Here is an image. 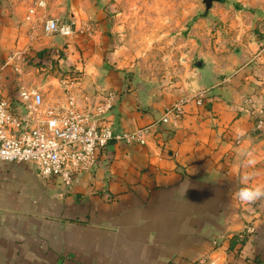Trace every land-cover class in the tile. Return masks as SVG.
Here are the masks:
<instances>
[{
    "label": "crops",
    "instance_id": "0c3cea01",
    "mask_svg": "<svg viewBox=\"0 0 264 264\" xmlns=\"http://www.w3.org/2000/svg\"><path fill=\"white\" fill-rule=\"evenodd\" d=\"M63 1L46 0L33 20L26 17L34 0L0 1V98L16 103L25 86L52 101L69 93L95 112L114 93L102 124L123 132L150 127V134L146 144L113 141L98 150L94 168L69 186L44 180L27 163H0V264H189L206 255H219L221 264H264V214L241 211L236 199L240 188L264 192V133L234 100L250 88L217 87L222 60L212 61V84L184 77L189 84L171 91L134 86L107 66L69 92L43 84L38 53L55 52L62 41L42 30L41 17L61 18L55 6L63 9ZM75 8L70 18L79 31ZM198 93L204 102H188L179 126H156L176 100ZM251 222L257 233L239 238Z\"/></svg>",
    "mask_w": 264,
    "mask_h": 264
},
{
    "label": "rangeland",
    "instance_id": "374dc122",
    "mask_svg": "<svg viewBox=\"0 0 264 264\" xmlns=\"http://www.w3.org/2000/svg\"><path fill=\"white\" fill-rule=\"evenodd\" d=\"M63 2L65 5L60 4L63 9L55 6V11H60L62 17H59L69 19L71 4L75 5L81 30L71 39L58 37L62 43L55 49L56 57L48 55L46 63L36 73L37 76L43 74V84L50 87L61 84L69 92L68 86L79 81L84 74L90 76L92 73L98 78L107 66L110 72L126 73L134 86L153 85L152 88L157 90L171 91L185 87L184 77L200 79L205 85L212 84L214 79L210 77L216 74L212 61L222 60L223 63L217 66L220 83L216 84L217 87L250 88L234 100L243 103L254 131L264 133V91L258 93V89L264 88V0ZM71 42L74 48L70 50L66 43ZM106 60L111 62L106 63ZM89 85L88 82L87 87ZM192 96L176 100L174 104L180 102L185 106L188 102L197 103V99L204 102L201 93ZM185 114L184 109L176 123L155 124L177 127ZM262 198L264 192L256 193L245 188L236 193L241 211L253 206L264 214ZM248 225L250 223L239 238L257 233L256 225L254 232H247ZM211 260L216 264L223 263L219 255H214Z\"/></svg>",
    "mask_w": 264,
    "mask_h": 264
},
{
    "label": "built area",
    "instance_id": "2783aa9c",
    "mask_svg": "<svg viewBox=\"0 0 264 264\" xmlns=\"http://www.w3.org/2000/svg\"><path fill=\"white\" fill-rule=\"evenodd\" d=\"M46 4V0H34L26 18L33 20ZM40 27L46 34L68 39L78 32L75 18L45 16ZM114 99V93H109L96 111L91 112L86 107L80 109L78 99L73 95L65 102L52 101L38 88L22 86L16 103L0 98V163H27L35 166L44 180L60 181L69 186L78 175L94 168L97 151L105 149L111 142L146 144L150 127L123 132L102 124ZM197 103L202 104L200 99ZM183 112V103H176L166 109L157 123H176ZM247 229L249 233L254 232L255 224L250 223ZM213 245L217 247L220 241L214 240ZM210 256L189 264H216Z\"/></svg>",
    "mask_w": 264,
    "mask_h": 264
},
{
    "label": "trees",
    "instance_id": "16d2710c",
    "mask_svg": "<svg viewBox=\"0 0 264 264\" xmlns=\"http://www.w3.org/2000/svg\"><path fill=\"white\" fill-rule=\"evenodd\" d=\"M53 54H56V51L54 52V49H45V50L39 52L38 55H40L39 57H41V58L38 61H36L35 64L38 66L44 65L46 63L45 58L48 55H49V57H51Z\"/></svg>",
    "mask_w": 264,
    "mask_h": 264
}]
</instances>
